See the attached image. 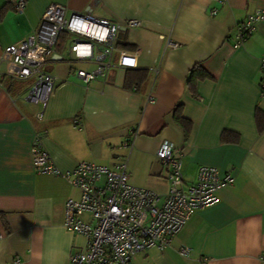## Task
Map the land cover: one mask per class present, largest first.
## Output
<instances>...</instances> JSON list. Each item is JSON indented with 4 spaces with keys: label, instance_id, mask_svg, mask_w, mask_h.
I'll use <instances>...</instances> for the list:
<instances>
[{
    "label": "crops",
    "instance_id": "obj_1",
    "mask_svg": "<svg viewBox=\"0 0 264 264\" xmlns=\"http://www.w3.org/2000/svg\"><path fill=\"white\" fill-rule=\"evenodd\" d=\"M14 1L3 10L6 0H0V53L35 32L50 3L66 15L88 11L141 24L117 37L119 49L137 51L136 66L114 67L105 81L89 84L73 70L93 64L68 61L64 33L47 59L55 83L41 120V106L25 100L31 80L0 74V264H67L86 244L85 236L62 225L64 202L78 198V190L32 166L35 133L61 170L124 159L131 184L162 196L169 186L168 168L156 157L163 140L179 149L185 183L195 181L200 165L232 175L218 201L194 212L165 249L139 252L131 264H264V22L233 47L236 24L264 10V0H26L21 12ZM195 65L208 76L198 71L189 83ZM139 72L144 79L138 82L131 77ZM174 113L189 120L188 132ZM128 139L131 147H121ZM181 247L189 248L188 256L179 254Z\"/></svg>",
    "mask_w": 264,
    "mask_h": 264
},
{
    "label": "built area",
    "instance_id": "obj_2",
    "mask_svg": "<svg viewBox=\"0 0 264 264\" xmlns=\"http://www.w3.org/2000/svg\"><path fill=\"white\" fill-rule=\"evenodd\" d=\"M226 1L217 0L220 5ZM25 3L26 0H15L14 10L21 12ZM216 12L214 7L210 15ZM260 22H264V10L248 14L238 22L233 47L241 46ZM140 24L138 19L111 21L88 11L66 15L62 5L50 3L35 32L2 50L0 74L15 80H31L25 100L41 106L36 114V119L41 120L55 83V76L48 71L46 63L61 34L70 36L69 62L93 64L91 69L73 70L76 79L89 84L97 78L105 81L114 67L136 66L137 51L119 49L117 37L122 29ZM166 44L173 48L179 45L171 40ZM114 54H117L116 61ZM260 70L264 91V57L260 60ZM152 100L149 93L147 101ZM131 145L129 139L121 143L123 148ZM29 151L37 173L60 176L79 192L78 198L65 200L62 225L69 232L85 236L86 244L81 251L69 256L67 264H131V258L139 252L150 248L163 250L194 212L215 204L218 190L233 182L231 174L221 175L214 166L200 165L195 181L185 183L180 151L168 140H163L156 150L157 159L168 168L169 186L163 196L131 184L127 160L112 166L82 161L70 170H61L44 148L38 133L34 134ZM178 252L188 256L189 248L181 247ZM261 258L264 259V254ZM18 262L17 259L13 263Z\"/></svg>",
    "mask_w": 264,
    "mask_h": 264
},
{
    "label": "trees",
    "instance_id": "obj_3",
    "mask_svg": "<svg viewBox=\"0 0 264 264\" xmlns=\"http://www.w3.org/2000/svg\"><path fill=\"white\" fill-rule=\"evenodd\" d=\"M10 7H12V6H10V0H6V3L4 5L3 10L5 8H10ZM64 37H65V34L64 33L60 35V38H59L57 47H59V44L60 45L62 44V41H64ZM60 39H61V41H60ZM117 44H118V42H117ZM196 72H198V75H201L203 77H207L208 76V74L202 68H200V65H195L191 69V78L189 79V83H191L195 79ZM131 78H133V80L138 81V82L139 81H142L144 79V73L143 72H139L138 74H135ZM131 78H130V80H131ZM174 112H176V111H174ZM174 116H175V120L178 122L179 125H181V127L183 128V130L185 131V133L188 132L189 127L191 125V123L189 122V120L186 119V118H183L181 115H179V113L178 114L177 113H174Z\"/></svg>",
    "mask_w": 264,
    "mask_h": 264
}]
</instances>
